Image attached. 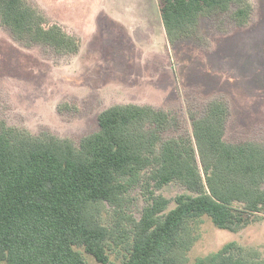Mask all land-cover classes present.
<instances>
[{
    "label": "trees",
    "instance_id": "obj_1",
    "mask_svg": "<svg viewBox=\"0 0 264 264\" xmlns=\"http://www.w3.org/2000/svg\"><path fill=\"white\" fill-rule=\"evenodd\" d=\"M159 3L172 42L193 37L203 16L233 11L244 24L251 10L246 0ZM0 22L26 45L74 52L80 43L59 25L46 26V17L27 0H0ZM228 113L224 101L212 100L193 118L191 137L162 139L166 111L116 104L99 113V130L79 144L2 124L0 264H86L75 246L112 264L109 243L124 240L129 254L123 264H188L196 241L192 221L207 215L219 228L243 229L264 213V144L226 141ZM145 174L157 188L178 181L194 194H178L170 210L168 197L153 194L137 219L124 212L125 194ZM104 203L115 207L112 227L102 223ZM192 264L264 261L232 241Z\"/></svg>",
    "mask_w": 264,
    "mask_h": 264
},
{
    "label": "rangeland",
    "instance_id": "obj_2",
    "mask_svg": "<svg viewBox=\"0 0 264 264\" xmlns=\"http://www.w3.org/2000/svg\"><path fill=\"white\" fill-rule=\"evenodd\" d=\"M27 1L46 26L57 24L80 43L74 52L26 45L0 22V126L79 144L99 130L101 111L133 103L168 113L162 139L191 137L193 118L220 99L229 109L226 141L264 144V0H246L251 10L244 24L233 11L203 16L193 37L175 42L162 29L159 0ZM182 193L194 194L178 181L157 188L145 174L125 194L124 212L139 219L153 194L168 197L170 210ZM114 211L102 205L103 224L115 225ZM254 216L237 232L217 227L207 215L192 221L196 241L188 264L232 241L264 261V213ZM127 244L110 241L112 264H123ZM75 247L86 264H102Z\"/></svg>",
    "mask_w": 264,
    "mask_h": 264
},
{
    "label": "crops",
    "instance_id": "obj_3",
    "mask_svg": "<svg viewBox=\"0 0 264 264\" xmlns=\"http://www.w3.org/2000/svg\"><path fill=\"white\" fill-rule=\"evenodd\" d=\"M162 29H164V30H165V28H164V24H163V21H162ZM165 34H166V32H165Z\"/></svg>",
    "mask_w": 264,
    "mask_h": 264
}]
</instances>
